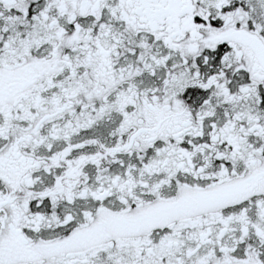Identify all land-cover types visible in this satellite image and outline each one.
Masks as SVG:
<instances>
[{"label":"snow or ice","instance_id":"obj_1","mask_svg":"<svg viewBox=\"0 0 264 264\" xmlns=\"http://www.w3.org/2000/svg\"><path fill=\"white\" fill-rule=\"evenodd\" d=\"M0 264H264V0H0Z\"/></svg>","mask_w":264,"mask_h":264}]
</instances>
